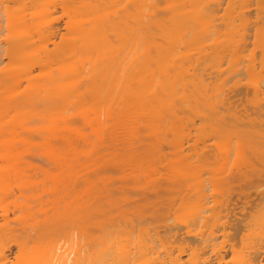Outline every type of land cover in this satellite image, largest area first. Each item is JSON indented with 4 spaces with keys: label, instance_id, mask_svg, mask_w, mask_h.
Masks as SVG:
<instances>
[{
    "label": "bare ground",
    "instance_id": "6f19581e",
    "mask_svg": "<svg viewBox=\"0 0 264 264\" xmlns=\"http://www.w3.org/2000/svg\"><path fill=\"white\" fill-rule=\"evenodd\" d=\"M226 7L0 0V264L167 263L177 200L187 211L222 190L183 163L186 135L213 134L240 110L220 63ZM224 128L201 133L222 145ZM191 231L179 239L196 241ZM182 252L171 264H192Z\"/></svg>",
    "mask_w": 264,
    "mask_h": 264
},
{
    "label": "rangeland",
    "instance_id": "374dc122",
    "mask_svg": "<svg viewBox=\"0 0 264 264\" xmlns=\"http://www.w3.org/2000/svg\"><path fill=\"white\" fill-rule=\"evenodd\" d=\"M225 5L223 4V7ZM226 8L227 15H225L224 23L227 24L229 36L227 42L224 43L223 49L226 50H223L225 54L223 52L221 54L224 58L221 57L223 61L221 60L220 63H222L221 66L225 70L224 74L227 76L225 88L231 87L230 89L227 88L228 91L226 89L229 92L227 95L232 98L229 97V100L231 99L230 104L233 103V107L230 105L233 109L230 111L234 113L240 110L233 115L231 114L230 119L227 118L230 122L229 126L227 122V124L225 123L227 127L221 126L227 128V131H222L228 133L227 135L224 134L227 137V140L225 139L227 142L223 141V144L220 145L218 140L219 144L215 142L212 136H210L211 138H208L209 135H207L208 137L204 136L207 137L205 142L213 138L214 141H211L214 144L211 146V150L213 147L214 150L212 151L210 149L207 152L204 150L206 147H203L205 142L202 144L204 137L201 132L208 130L207 132L211 135L210 132L214 130H199L202 134L199 137V131L196 130L197 136H194L196 135L195 132L192 133L194 130L190 132L192 133L190 135L185 134L191 148H184V152L188 150L191 156L188 154L190 158L188 156L183 163L184 167L190 163L192 165L189 166L190 170L195 168L193 172L191 171L192 175L195 172L197 174L194 175H201V178L208 176L211 178L210 176H212L211 179L216 181L217 188L222 190H218L217 193L213 186L210 185L211 188L208 185L206 191L211 188L208 193H212L211 190L217 193L213 191V197L205 196L212 202L208 200L206 203L204 200L207 198L201 197L204 204L199 205L202 202L197 203L198 200H195L198 199L197 197H192L193 200L189 198V203L186 204L187 211L184 208V210H180L183 207L180 204L182 201L186 203L187 199L179 198L177 200V204L171 209L174 223L171 222L172 220L169 222L172 225L176 224L174 226L178 228L175 227L166 234V251H162L161 254L162 258L167 261L166 264L169 262L171 264L174 255L179 254L180 251H183L181 260H189L192 264H201L203 261L207 264H264V253L256 254V250L264 244V0H227ZM231 33L233 34L231 35ZM255 90L260 91L258 100L254 98ZM234 108L235 111H233ZM228 127L231 128L229 132ZM216 128L222 130L215 127V136ZM217 136L215 138H218ZM184 139L186 140V138ZM209 141L208 144L211 143ZM187 142L184 144L187 145ZM192 143L202 147L193 146L195 150ZM235 144L238 145L235 146ZM238 146L242 148H238ZM208 148L209 146L206 149ZM197 157L201 159L204 157L207 161L202 159L206 161L202 162L200 159V162ZM220 163L225 164V166L223 164L221 166ZM208 173L210 174L208 175ZM223 174L228 179V189ZM170 217L172 218V216ZM187 227L192 229V234L197 237L196 241L189 244L179 239V235L181 236V232L187 230ZM176 230H179L176 234L177 237L173 235ZM159 250L161 249L159 248Z\"/></svg>",
    "mask_w": 264,
    "mask_h": 264
}]
</instances>
